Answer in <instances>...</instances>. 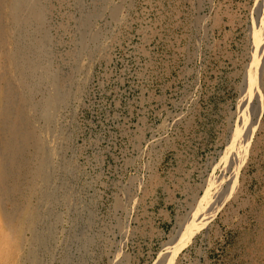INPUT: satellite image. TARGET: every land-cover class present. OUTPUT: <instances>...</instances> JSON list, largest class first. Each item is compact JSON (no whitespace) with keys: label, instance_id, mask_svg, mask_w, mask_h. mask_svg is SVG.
<instances>
[{"label":"rangeland","instance_id":"1","mask_svg":"<svg viewBox=\"0 0 264 264\" xmlns=\"http://www.w3.org/2000/svg\"><path fill=\"white\" fill-rule=\"evenodd\" d=\"M38 1L19 39L41 50L27 113L47 178L25 145L0 264H264V0ZM27 207L20 243L6 214Z\"/></svg>","mask_w":264,"mask_h":264},{"label":"bare ground","instance_id":"2","mask_svg":"<svg viewBox=\"0 0 264 264\" xmlns=\"http://www.w3.org/2000/svg\"><path fill=\"white\" fill-rule=\"evenodd\" d=\"M112 2V1H111ZM121 9V7H120ZM119 10V9H117ZM114 11H116L114 9ZM121 11V10H120ZM119 12V11H118ZM114 13V12H113ZM120 13V12H119ZM118 14V13H117ZM45 16V9L40 5L38 0H0V132L5 133V148L7 149V154L4 155L0 153V193L7 199L11 196L12 191H19L17 183L10 189L8 187L9 179L13 178L14 173L19 176L20 173L25 171L28 166V158L24 159V146L30 143H34L37 150V166L34 169V174L36 177L43 179L47 178L46 167L49 163V156L45 155V148L43 143L35 134L31 121L33 120L27 109L37 107V103L32 99V90L35 87L29 85L28 78L30 79L31 74H35L39 69V60L41 57V50L39 45L35 44L29 47H25L20 39L19 35L23 31L24 27L31 26L32 24L41 25ZM114 16V15H113ZM120 16V14H119ZM116 17V16H115ZM27 28V27H26ZM32 30V29H31ZM31 33V32H30ZM34 34V33H33ZM22 35V34H21ZM37 35V34H36ZM23 36V35H22ZM31 37V36H30ZM44 37V36H43ZM40 38V37H39ZM85 38V37H84ZM96 36L94 37V39ZM37 39V38H36ZM41 39V38H40ZM37 40V41H40ZM43 41V40H42ZM36 42V41H35ZM44 42V41H43ZM45 43V42H44ZM47 50V49H46ZM45 50V53H46ZM36 52L37 57L30 56V52ZM44 52V51H43ZM49 55V53L47 52ZM36 55V54H35ZM43 55V54H42ZM44 57V56H42ZM48 58V57H46ZM44 59V58H43ZM45 60V59H44ZM43 60V61H44ZM48 61V60H47ZM46 61V62H47ZM49 62V61H48ZM81 64V63H80ZM77 64V65H80ZM42 65V64H41ZM46 67V65H43ZM80 67V66H79ZM43 69V67H42ZM47 69V68H46ZM41 70V68H40ZM52 70V69H51ZM45 71V69H44ZM39 72H42L39 71ZM52 72V71H51ZM50 73V71H49ZM56 73V72H55ZM41 74V73H40ZM43 75V74H42ZM35 77V76H34ZM44 77V76H43ZM52 78L56 84H59L57 78L48 75V78ZM45 78V77H44ZM43 78V79H44ZM46 79V78H45ZM51 79V80H52ZM61 80V78H59ZM12 80H16L15 84L20 88L19 93L16 91L15 84L13 85ZM46 82V81H45ZM49 82V81H48ZM31 84V83H30ZM33 84V83H32ZM48 84V83H47ZM34 85V84H33ZM36 85V84H35ZM45 85V84H44ZM52 85V84H51ZM40 86V85H39ZM38 86V87H39ZM54 86V85H53ZM57 86V85H55ZM42 87V86H40ZM49 87V86H48ZM51 87V86H50ZM58 87V86H57ZM28 88V90H27ZM33 88V89H32ZM54 89V87H53ZM56 89V87H55ZM60 89V88H59ZM82 89V88H81ZM19 90V89H18ZM27 90V91H26ZM40 90V89H39ZM61 91V90H60ZM57 91L53 96L48 97L47 101L43 106V114L45 117L49 118L51 116L52 109L57 106V102L61 99V93ZM65 93V92H64ZM36 94V93H35ZM50 94V95H52ZM48 95V94H47ZM67 95V94H66ZM35 96V95H34ZM65 96V95H64ZM68 96V95H67ZM40 97V96H39ZM47 98V97H46ZM44 99V98H43ZM65 100V98H64ZM43 101V100H42ZM64 102V101H63ZM62 102V103H63ZM59 103V102H58ZM40 106V104H39ZM56 109V108H55ZM34 111V110H33ZM37 111V110H36ZM41 111V109H40ZM31 112V111H30ZM56 112V111H55ZM40 113V112H39ZM53 113V112H52ZM57 113V112H56ZM41 114V113H40ZM53 115V114H52ZM55 115V114H54ZM39 116V115H38ZM41 118V116H40ZM52 119V117H50ZM32 119V120H31ZM35 119V118H34ZM46 119V118H44ZM55 121V118L53 119ZM50 121V120H48ZM52 121V120H51ZM56 122V121H55ZM54 122V124H55ZM45 123V122H44ZM48 124V123H47ZM46 125V124H45ZM41 127V126H40ZM46 127V126H45ZM47 128V127H46ZM49 128V127H48ZM52 128V127H51ZM54 129V128H53ZM43 131V130H42ZM52 131V130H49ZM58 131V130H57ZM46 132V131H45ZM55 132V130H54ZM53 132V134H54ZM40 133V132H39ZM47 133V132H46ZM50 133V132H49ZM57 133V132H56ZM1 134V133H0ZM3 134V136H5ZM51 135V134H50ZM48 139V138H47ZM45 141V140H43ZM52 142V141H50ZM46 143V142H45ZM53 143V142H52ZM55 143V142H54ZM2 144V143H1ZM51 144V143H50ZM2 147V146H1ZM33 147V146H32ZM3 148V147H2ZM52 148V147H51ZM47 149V146H46ZM53 149V148H52ZM55 149V147H54ZM35 150V152H36ZM244 150V149H243ZM30 151V150H29ZM48 151V150H47ZM58 151V150H57ZM51 152V151H50ZM27 153V152H26ZM33 153V152H32ZM30 153V154H32ZM52 153V152H51ZM29 154V153H27ZM29 154V155H30ZM57 154V153H56ZM55 154V156H56ZM32 156V155H31ZM34 157V154H33ZM31 158V157H30ZM29 158V159H30ZM36 158V159H37ZM51 158V157H50ZM53 159V158H51ZM35 160V159H34ZM55 160V159H54ZM36 161V160H35ZM31 163V161H30ZM29 163V164H30ZM12 167H10L9 166ZM50 165V164H49ZM52 165V164H51ZM56 165V164H55ZM30 168V165H29ZM32 168V167H31ZM51 168V167H50ZM54 168V167H53ZM33 170V168H32ZM56 170V169H55ZM25 173V172H24ZM54 173V172H53ZM29 174V173H28ZM26 175V174H25ZM15 176V178H16ZM30 176V175H29ZM23 177V176H21ZM35 178V177H34ZM33 178V179H34ZM39 178V179H40ZM22 179V178H21ZM26 179V178H25ZM29 179V177H28ZM17 180V178H16ZM13 181V180H12ZM15 181V180H14ZM13 181V182H14ZM22 181V180H20ZM29 181V180H28ZM27 181V182H28ZM19 182V181H18ZM39 182V180H38ZM49 182V181H48ZM25 183V182H24ZM30 183V181H29ZM35 183V182H34ZM235 184V182H234ZM11 185V184H10ZM27 185H30L27 183ZM32 185V184H31ZM35 185V184H34ZM233 185V184H232ZM20 186V185H19ZM33 186V185H32ZM49 186L50 183H49ZM21 187V186H20ZM25 187V186H24ZM42 187V186H41ZM234 187V186H233ZM37 188V187H36ZM29 189V188H28ZM39 189V188H38ZM43 189V188H42ZM33 190V189H32ZM48 190V189H47ZM46 190V191H47ZM27 191V190H26ZM57 191V189H56ZM16 193V192H15ZM23 193V192H22ZM43 193V192H42ZM55 193V192H54ZM36 194V193H35ZM14 195V194H13ZM17 195V194H16ZM20 195V194H18ZM17 195V196H18ZM25 195V194H24ZM32 195V193H31ZM40 195V194H39ZM47 195V194H46ZM22 196V195H21ZM21 196H18L21 198ZM37 196V194H36ZM48 196V195H47ZM40 197V196H39ZM4 198V197H3ZM4 198V199H5ZM12 198V197H10ZM27 198V197H26ZM37 198V197H36ZM5 199V200H6ZM14 199V196L13 198ZM32 199V198H31ZM38 199V198H37ZM40 199V198H39ZM44 199V198H43ZM11 199H7V201ZM23 200V199H22ZM35 200V199H33ZM53 200V199H52ZM16 201V199H15ZM17 201H20L17 200ZM38 201V200H37ZM2 202V201H1ZM53 202V201H52ZM18 203V202H17ZM21 203V202H20ZM23 203V202H22ZM43 203V202H42ZM49 203V202H48ZM51 203V201H50ZM220 203V202H219ZM14 204V203H13ZM19 204V203H18ZM38 204V203H37ZM7 205V204H6ZM12 205V204H11ZM4 206V205H3ZM13 206V205H12ZM8 207V206H7ZM11 208V206H9ZM17 207V206H16ZM22 207V205H21ZM45 207V206H44ZM51 207V206H50ZM1 208V207H0ZM40 208V206L38 207ZM49 208V207H48ZM47 208V209H48ZM2 209V208H1ZM12 209V208H11ZM15 209V208H14ZM46 209V207H45ZM51 210V209H50ZM212 210V209H211ZM16 211V210H15ZM7 213V212H6ZM43 213V212H41ZM50 212H48L49 214ZM38 214V213H37ZM41 215V214H40ZM38 217V216H37ZM1 219V218H0ZM36 219V214L34 211L27 207L22 212L16 215V212L8 211L6 214V221L11 224L15 229L16 237L21 243L23 241V233L25 229L34 231V223ZM43 219V218H42ZM44 220V219H43ZM1 223L2 219L0 220ZM5 221V220H4ZM5 221V223H7ZM37 221H39L37 219ZM7 223V224H8ZM36 224V223H35ZM39 224V223H37ZM4 225V224H3ZM51 226V225H50ZM198 226V225H197ZM8 227V226H7ZM11 227V226H10ZM8 227V228H10ZM37 227V226H36ZM2 229V227H1ZM0 229V231H1ZM6 229V228H5ZM4 229V231H6ZM12 230V229H11ZM52 230V229H51ZM9 231V229H8ZM28 231V230H27ZM13 232V231H12ZM48 232V231H47ZM1 233H4L3 230ZM9 233H7V237ZM5 236V235H3ZM2 236V237H3ZM44 236V235H43ZM10 237V236H9ZM41 237V235H40ZM264 237V236H263ZM5 238V237H4ZM1 238V239H4ZM47 238V237H46ZM6 240L8 238H5ZM10 239V238H9ZM12 239V238H11ZM15 239V236H14ZM36 239V238H35ZM28 240V239H27ZM92 240V239H91ZM42 241V240H41ZM2 242V241H1ZM13 242H15L13 240ZM17 242V241H16ZM5 243V241H4ZM35 244V243H34ZM1 245V244H0ZM8 245V244H7ZM21 245V244H20ZM25 245V244H24ZM32 245V244H31ZM4 246V245H2ZM14 246V245H13ZM23 246V245H22ZM36 246V245H35ZM1 247V246H0ZM16 247V246H15ZM27 247V246H26ZM8 248V247H6ZM4 247V252L5 249ZM13 248V247H12ZM11 248V250H12ZM29 247H27L28 249ZM16 249V248H15ZM22 249V248H21ZM2 250V249H1ZM0 250V251H1ZM35 250V249H33ZM19 251V250H18ZM15 252V251H14ZM20 253V252H19ZM178 253V252H177ZM2 254V253H0ZM7 254V252L5 253ZM31 254V253H30ZM5 256V255H4ZM19 257V256H18ZM31 258V256H29ZM6 258V257H5ZM4 257L2 259H5ZM13 258V257H12ZM173 258V257H172ZM7 259V258H6ZM14 259V258H13ZM17 259V258H16ZM15 260V259H14ZM31 260V259H30ZM36 260V259H35ZM2 261V260H1ZM8 261V260H7ZM29 262V261H26ZM7 263V262H6ZM5 263V264H6ZM21 263V262H20ZM30 263V262H29ZM32 263V262H31ZM38 263V262H37ZM174 263V258L170 260V264Z\"/></svg>","mask_w":264,"mask_h":264}]
</instances>
